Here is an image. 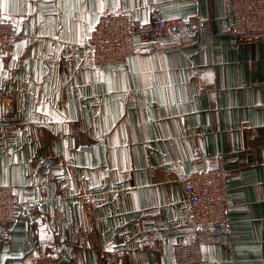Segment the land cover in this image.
<instances>
[{"label": "crops", "instance_id": "obj_1", "mask_svg": "<svg viewBox=\"0 0 264 264\" xmlns=\"http://www.w3.org/2000/svg\"><path fill=\"white\" fill-rule=\"evenodd\" d=\"M232 0H0L17 32L0 58V184L18 216L0 264H174L194 240L185 173L229 169L230 226L203 264H264V39L226 33ZM200 16L98 67L84 46L102 15Z\"/></svg>", "mask_w": 264, "mask_h": 264}, {"label": "built area", "instance_id": "obj_2", "mask_svg": "<svg viewBox=\"0 0 264 264\" xmlns=\"http://www.w3.org/2000/svg\"><path fill=\"white\" fill-rule=\"evenodd\" d=\"M230 18L226 33L236 45L251 44L264 39V0H232L226 4ZM200 16L168 17L153 8L148 21L127 12L102 15L88 33L84 46L92 53L98 66L126 62L143 43L150 49H162L163 39L186 30L196 33L205 25ZM27 30L17 32L14 24L0 13V58L9 57L17 40L30 37ZM216 166L185 173L189 214L194 227V240L175 244L174 264H203V246L213 244L229 232L230 182L224 154L211 155ZM18 197L12 186L0 184V240L9 241V229L17 221Z\"/></svg>", "mask_w": 264, "mask_h": 264}]
</instances>
